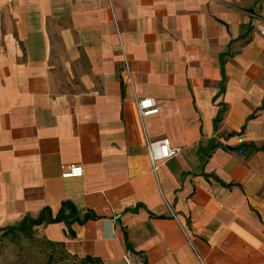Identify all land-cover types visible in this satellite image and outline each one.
I'll list each match as a JSON object with an SVG mask.
<instances>
[{
    "label": "crops",
    "instance_id": "0c3cea01",
    "mask_svg": "<svg viewBox=\"0 0 264 264\" xmlns=\"http://www.w3.org/2000/svg\"><path fill=\"white\" fill-rule=\"evenodd\" d=\"M263 29L264 0H0V232L69 202L37 230L72 256L264 264Z\"/></svg>",
    "mask_w": 264,
    "mask_h": 264
},
{
    "label": "trees",
    "instance_id": "16d2710c",
    "mask_svg": "<svg viewBox=\"0 0 264 264\" xmlns=\"http://www.w3.org/2000/svg\"><path fill=\"white\" fill-rule=\"evenodd\" d=\"M65 211H69L66 216ZM77 219V212L75 207L71 203L65 202L60 210L59 214L54 218L50 209H44L36 218L26 217L20 226L7 228L0 232V240L2 237H12L13 242H17L18 245L22 243L23 240L29 243H38L40 251L43 253L47 252V249H51L47 255V264H104L100 259L94 257L79 258L77 256H72L66 252L62 243H55L49 241L45 236H43L37 228L45 223H53L67 220V218ZM93 218L88 216L86 219ZM70 259L78 260V263H68ZM25 264V263H21Z\"/></svg>",
    "mask_w": 264,
    "mask_h": 264
},
{
    "label": "built area",
    "instance_id": "2783aa9c",
    "mask_svg": "<svg viewBox=\"0 0 264 264\" xmlns=\"http://www.w3.org/2000/svg\"><path fill=\"white\" fill-rule=\"evenodd\" d=\"M264 35V29L262 31ZM123 49V44H121ZM138 114L144 124V120L147 117L159 114L160 108L157 102L152 98H146L137 101ZM147 154L152 164L154 172H158L161 164L165 161L177 156L181 152V148L172 147L168 139H162L157 141L146 140ZM84 175V169L80 165H72L63 173L64 178H80ZM174 217H176L174 215ZM123 264H148L145 260H136L134 253L131 251H125L122 256Z\"/></svg>",
    "mask_w": 264,
    "mask_h": 264
},
{
    "label": "rangeland",
    "instance_id": "374dc122",
    "mask_svg": "<svg viewBox=\"0 0 264 264\" xmlns=\"http://www.w3.org/2000/svg\"><path fill=\"white\" fill-rule=\"evenodd\" d=\"M51 251L47 249V252L43 253L38 243L31 244L25 240L18 245L12 241L11 236L2 237L0 240V259L3 264H47V255ZM68 263H78V260L70 259Z\"/></svg>",
    "mask_w": 264,
    "mask_h": 264
}]
</instances>
